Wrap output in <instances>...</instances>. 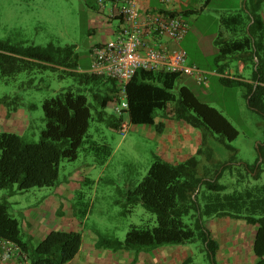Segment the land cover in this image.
I'll list each match as a JSON object with an SVG mask.
<instances>
[{
  "label": "rangeland",
  "instance_id": "1",
  "mask_svg": "<svg viewBox=\"0 0 264 264\" xmlns=\"http://www.w3.org/2000/svg\"><path fill=\"white\" fill-rule=\"evenodd\" d=\"M109 6L101 8L98 0H0V39L25 45H75L71 61L77 63V68L72 70L82 71L91 67L93 45L114 38L110 27L119 22L107 20ZM243 6L241 0H209L197 6V13L187 17L189 31L183 41L190 61L210 73L209 69L217 67L218 40L232 37L222 19L239 12ZM236 63L232 66L236 67ZM244 77L250 78V70ZM181 86L189 87L200 101L221 111L239 131L232 141L217 133L209 134L204 146L206 151L200 159L202 170L216 169L206 159L209 153L214 154L216 164L231 162L234 153L227 145L231 144L238 149L234 167L221 179L228 185V191L264 182V172L257 180L256 171L248 173V182L237 180L239 170L246 173L244 163H254L258 147L264 141V118L248 106L244 87L225 85L213 74H209L208 84L184 74L177 82L176 91ZM67 90L84 93L91 103L90 126L78 149V157L62 161L59 180L51 187L21 191L15 184L12 189H0V200L8 201L10 213L18 219L29 253L32 254L50 230L61 229L79 231L83 237L79 254L66 264H169L168 260L172 264L189 257L192 264H210L200 241L145 246L139 252L96 246L99 236L123 241L132 225H156L155 214L147 211L142 203H131L127 198L156 156L166 159L155 126L130 124L127 112L122 115L128 123L125 132L108 125V117H119L115 110L119 103H109L104 109L105 115L99 117L103 109L94 96L99 88L82 84L77 75L66 74L61 69H34L1 78L0 99L6 97L12 108L9 110L0 100V106L6 109V115L0 117V131L17 133L24 143L38 142L47 124L44 100ZM101 92L104 93L103 87ZM172 111L173 104L168 113ZM166 123L167 134L172 132L182 137L183 128L196 129L202 134L201 129L183 125L182 121L176 132L170 125L171 119L167 118ZM259 164L264 171L263 160ZM204 220L220 243L219 264H254V226L230 217L204 215Z\"/></svg>",
  "mask_w": 264,
  "mask_h": 264
},
{
  "label": "trees",
  "instance_id": "2",
  "mask_svg": "<svg viewBox=\"0 0 264 264\" xmlns=\"http://www.w3.org/2000/svg\"><path fill=\"white\" fill-rule=\"evenodd\" d=\"M263 9L264 0H246L239 12L222 19L234 37L218 40L220 53L216 65L223 71L229 66V59L244 62L246 70H250L249 81L220 77L221 82L244 87L248 106L264 118ZM160 13L170 17L180 12ZM188 14L189 11L183 12L185 17ZM74 50L75 45H25L0 39V79L34 69H61L66 74L77 75L80 83L99 88L94 96L103 109L99 112L102 118L108 103L120 100L117 80L93 73L91 67L89 70H72L77 68V63L71 61ZM223 61H227L226 64H220ZM181 77L179 73L138 70L126 86L128 108L123 112L128 113L130 124L153 125L162 132L164 124L156 122L158 111L166 112L173 104L175 119L201 129L202 146L194 155L177 163L156 156L147 174L129 192L128 201L142 203L147 211L155 214L156 225H132L123 241L99 236L96 246L113 251L125 249L139 252L145 246L200 241L209 263L219 264L217 254L220 243L206 225L204 215L230 217L255 227L252 242L254 264H264V182L228 191V185L221 179L227 170L234 167L238 149L231 144H227L235 155L231 162L219 161L216 164L214 154L209 153L206 159L216 169L202 170L200 159L206 151L204 146L209 134L217 133L232 141L239 131L221 111L200 101L189 87L181 86L176 91ZM0 100L9 110L12 108L6 97ZM43 110L47 124L38 142L24 143L19 134L0 131V189H12L15 184L21 191L51 187L59 180L62 161L78 157V149L90 126L91 103L88 97L82 92L67 90L46 98ZM122 115L116 119L108 117V125L121 130L125 122ZM258 152L254 163H244L246 173L242 170L237 173L238 183L248 182L252 171L257 172L254 176L257 180L264 172L261 164L258 165L260 157L264 163V141L260 143ZM0 239L19 246L28 258L23 264H66L79 254L83 245L81 232L52 229L32 254L29 253L20 223L10 213L7 200H0ZM191 261L189 257L180 264H192Z\"/></svg>",
  "mask_w": 264,
  "mask_h": 264
},
{
  "label": "built area",
  "instance_id": "3",
  "mask_svg": "<svg viewBox=\"0 0 264 264\" xmlns=\"http://www.w3.org/2000/svg\"><path fill=\"white\" fill-rule=\"evenodd\" d=\"M167 1V0H163ZM101 8L107 4L121 17L122 24L114 38L92 47L90 71L117 80L122 100L115 110L122 114L128 108L126 86L140 69L188 74L201 84L209 83V74L190 62L181 41L189 31V22L183 13L165 17L160 12L141 13L138 0H98ZM164 40L177 46L169 48ZM128 129L122 124L121 131ZM20 259V260H18ZM28 258L15 243L0 239V264H23Z\"/></svg>",
  "mask_w": 264,
  "mask_h": 264
},
{
  "label": "crops",
  "instance_id": "4",
  "mask_svg": "<svg viewBox=\"0 0 264 264\" xmlns=\"http://www.w3.org/2000/svg\"><path fill=\"white\" fill-rule=\"evenodd\" d=\"M203 1H206V3L209 2V0H167V1H163V0H138V7H139V10L141 13H145V12L146 13H157V12H161V11H168V12L173 11V12L183 13L185 11H189L188 16H191V15H194L197 13V11L199 9L197 6L202 5ZM244 2H245V0H241L242 6L244 5ZM193 10H195V12H192ZM100 12H104V11L101 10ZM262 14L264 16V9L262 10ZM112 19H117L119 22L117 24V26L110 27V31H111L112 35L115 36L116 32L118 31V29L120 28V26L122 24V21H121V17L118 14H116V10H114V9L112 10L111 6H109L108 7V18H107V20L111 21ZM228 31L231 33L232 37H234L232 32L229 29H228ZM232 37H230V38H232ZM185 38H186V36L181 41L182 47H183V41L185 40ZM164 41L166 42L167 46L171 49H173L177 46L172 41H168V40L167 41L164 40ZM229 60H231L229 63V66L225 67L223 71H221V69H220L221 67L219 65H217V67L211 68L209 70H211L213 73L215 72V74H213L214 76L230 77V78H237V79L249 81L248 78L244 77V74L246 73V76H247V73H248V70L245 69L244 62L242 60H238V61H236L237 62L236 67H233L232 63L234 61H232V59H229ZM190 62L194 63L193 61H190ZM226 62L227 61H223L222 64H226ZM89 68H90V66H88L85 69L89 70ZM233 72H236L237 75L233 74ZM113 88H114V86H113ZM109 103L111 104V103H113V101H111ZM173 114H174L173 111L171 113H168V110L166 112H164L163 114H159V113L157 114L156 122H160V123L164 124V129L162 132H159V131H156V132H158L160 134L158 136V140H159L160 145H162L164 147L162 152L166 156L165 160L172 162V163L175 162L173 160H177L175 162V163H177V162H180V161H183V160L189 158L190 156L194 155L197 152L199 146L202 143V134H201V132H198V130H196V129L187 131L185 128H183L184 136H182V137L181 136L180 137L174 136V135H172V132H171V134H167V132H165L166 127H167V123H166L167 118L171 119L170 125L174 128L175 132H176L177 128L180 127L179 122L182 121V120L175 119L173 117ZM4 115H6V109L3 106H0V117H3ZM182 123H183V125H187V123L184 121H182ZM143 125H145V124H143ZM183 127H185V126H183ZM193 128H195V127H193ZM212 235H213V233H212ZM220 249H221V246H220ZM220 249L218 251L217 257H222L221 256L222 254L220 253V251H221ZM179 261L180 262H174L173 261L172 264H180L184 261V259H180ZM167 262H169V264H170V260H168ZM11 264H16V263H15V261H12Z\"/></svg>",
  "mask_w": 264,
  "mask_h": 264
},
{
  "label": "water",
  "instance_id": "5",
  "mask_svg": "<svg viewBox=\"0 0 264 264\" xmlns=\"http://www.w3.org/2000/svg\"><path fill=\"white\" fill-rule=\"evenodd\" d=\"M246 1V0H245ZM262 160V157H260V160L259 161H261Z\"/></svg>",
  "mask_w": 264,
  "mask_h": 264
}]
</instances>
